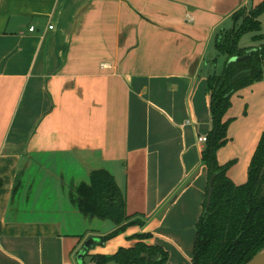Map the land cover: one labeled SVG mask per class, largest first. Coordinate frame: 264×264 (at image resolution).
I'll use <instances>...</instances> for the list:
<instances>
[{"label": "crops", "instance_id": "0c3cea01", "mask_svg": "<svg viewBox=\"0 0 264 264\" xmlns=\"http://www.w3.org/2000/svg\"><path fill=\"white\" fill-rule=\"evenodd\" d=\"M262 1L0 0V264H83L140 240L163 248L167 264H192L209 183L198 140L212 127L207 78L216 56L227 59L216 36ZM263 78L264 65L232 98L221 164ZM263 131L256 121L241 143L256 149ZM98 168L115 176L136 222L80 261L89 238L117 227L71 199Z\"/></svg>", "mask_w": 264, "mask_h": 264}, {"label": "trees", "instance_id": "16d2710c", "mask_svg": "<svg viewBox=\"0 0 264 264\" xmlns=\"http://www.w3.org/2000/svg\"><path fill=\"white\" fill-rule=\"evenodd\" d=\"M263 13L264 0L249 9L240 8L233 14V27L222 29L216 36L218 54L226 55L227 60L222 72L215 71L207 78L212 127L202 151L208 180L215 177L210 206L207 208L204 203L196 225L192 264H243L264 249V131L244 183L234 182L228 174L235 160L224 164L218 160V151L230 139L232 118L227 113L233 95L263 77L264 44L240 46L242 37L248 33L255 32L254 40L264 38L260 20ZM235 55L247 57L229 61ZM71 199L83 215L110 219L116 224V229L99 236L96 244L105 243L136 222L128 214L126 198L115 176L105 168L92 171L89 181L73 188ZM136 236L144 239L150 235ZM90 260L91 264H167L168 254L163 248L140 240L133 247H120L115 254H91Z\"/></svg>", "mask_w": 264, "mask_h": 264}, {"label": "rangeland", "instance_id": "374dc122", "mask_svg": "<svg viewBox=\"0 0 264 264\" xmlns=\"http://www.w3.org/2000/svg\"><path fill=\"white\" fill-rule=\"evenodd\" d=\"M261 19L264 21V15H263V17H260V20ZM253 35H255V32L246 34L244 36V41H241V42L245 43V44L246 43L250 44L251 42H253L252 44H254V45H252V46H255V47L261 46L262 44H264V38L262 40H254V39H251ZM248 47H250V46H248ZM216 57H218V61H217V66H215L214 69H216L217 72L220 73L223 71L224 64H225L227 59H225V56L224 57L223 56H221V57L216 56ZM213 63L215 64L216 62L213 61ZM257 87L259 89H257L258 94H255V97L258 96V98L252 103L251 102L252 98L250 96V98H248V101L244 102L243 107L241 109V115H242V113L244 114L245 112H247L249 114V116L247 118L240 116V118L238 120H236V122L233 124V127L231 130L236 131V134L234 136V138L236 140L233 143H231L230 145H228L227 148L224 149V154H223V157H227L228 159H231V160L237 159L238 162L235 161V163H234L235 168L231 167L229 174H232V175L233 174H237V175L241 174V177H243L242 179H247L248 168H247L246 161L248 160L249 155L255 149V146H252V145L248 146V144H246V143H244V144L241 143V138L243 137L242 134L249 127L250 128L252 126L254 127L256 121H262V119H264L263 118V116H264V82L262 81L259 86L257 85ZM242 89L237 91L235 94H238ZM261 93H262V95H261ZM260 99H262V100H260ZM247 103H248V106L246 107ZM237 115H240V114H237ZM244 141H247V139L245 138ZM97 220H101L98 222H104V221H102V219L97 218ZM105 220L107 222V225L113 224L112 220H110V219H105ZM98 222L96 224H100ZM107 225H105V226H107ZM90 261H91L90 256L87 255L83 261V264H90Z\"/></svg>", "mask_w": 264, "mask_h": 264}, {"label": "water", "instance_id": "95a60500", "mask_svg": "<svg viewBox=\"0 0 264 264\" xmlns=\"http://www.w3.org/2000/svg\"><path fill=\"white\" fill-rule=\"evenodd\" d=\"M247 56H232L229 58V61H236V60H242L246 58ZM214 175L211 176L208 184V192H207V197H206V207L208 208L210 206L211 200H212V193H213V180H214ZM99 240L97 237H91L89 238L85 245L83 250L81 251L79 255V260L82 261L87 252L95 246L96 242ZM243 264H264V249H262L258 254H256L251 260H249L246 263Z\"/></svg>", "mask_w": 264, "mask_h": 264}, {"label": "built area", "instance_id": "2783aa9c", "mask_svg": "<svg viewBox=\"0 0 264 264\" xmlns=\"http://www.w3.org/2000/svg\"><path fill=\"white\" fill-rule=\"evenodd\" d=\"M52 28V26H50ZM31 30H34V26H31ZM199 142L205 143L207 141V135H200L198 138Z\"/></svg>", "mask_w": 264, "mask_h": 264}]
</instances>
